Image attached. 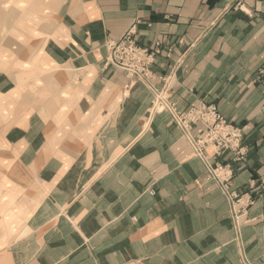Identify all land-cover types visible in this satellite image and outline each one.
Returning <instances> with one entry per match:
<instances>
[{
    "label": "crops",
    "instance_id": "obj_1",
    "mask_svg": "<svg viewBox=\"0 0 264 264\" xmlns=\"http://www.w3.org/2000/svg\"><path fill=\"white\" fill-rule=\"evenodd\" d=\"M27 5L0 7V205L13 208L8 223L0 212V264L260 263L264 0H60L38 37ZM134 22L139 45L159 43L147 82L105 63ZM155 90L241 129L242 160L205 149L235 162L231 185L251 199L238 223L173 114L151 110Z\"/></svg>",
    "mask_w": 264,
    "mask_h": 264
},
{
    "label": "rangeland",
    "instance_id": "obj_2",
    "mask_svg": "<svg viewBox=\"0 0 264 264\" xmlns=\"http://www.w3.org/2000/svg\"><path fill=\"white\" fill-rule=\"evenodd\" d=\"M59 1L60 0H28L27 8L32 10V11H34L33 18L31 17L33 19L32 20L33 28H32V31L29 32L28 34L34 35V37H38V36L41 35V33L39 32L40 26L43 23H49V21H50V20H46V18L43 19V17L41 16V11L43 9L44 10L48 9V10L52 11L57 6V3ZM24 2L25 3L21 4L20 6H16V5H13L11 3V0H0V7H1L2 10H4V9L5 10H9L12 6H16V8L18 10L24 11L25 8H26V0ZM21 21H22V24L25 23V17L24 16H22V18L19 19V24L18 25L21 24ZM52 23L54 24L53 21H50L49 24H52ZM132 25L134 27V30H133V32L131 34V37L135 40V43H136L137 46L142 47L141 45L138 44V41L136 39V34H137V23L136 22L132 23L124 31L123 34H125L127 32V30L130 27H132ZM20 29L21 28L18 29V32L20 31ZM22 30H23L22 33H15V29L14 28H10V29L8 28V29H3L1 34H2V37H7V38L9 36L16 35L17 38L20 39V37L22 35L23 36L25 35V32H24L25 29L22 28ZM118 39H120V38H118ZM110 41H116V40H110ZM18 46H20V45H18ZM104 46H105L106 51H107V55H106V58H105V60H106L108 55H109V50L107 49V42H106V44ZM154 47H156L158 49V52H159V48H158L159 47V43H155ZM147 48H149V47H147ZM153 48H149V49H153ZM158 52H156L155 54H157ZM155 54H154V58H155ZM36 55H37V52L35 51V57H36ZM5 57L7 59H9V60L10 59L14 60V57L13 56L11 57L10 53H7V56H5ZM153 62H154V59L151 62V65H149V73H150V75H148V76L142 75L141 78L135 76V78L139 79V80H141L143 82H147L150 79V76H151ZM169 78L170 77L168 76V77H165L162 80L163 81V86H164L165 89L170 87ZM252 79H253V81L255 83H257L261 87V91H262V94L264 96V60L258 65V67L253 72ZM155 94H157V93H155ZM161 95L162 96L165 95V97H166L167 93L165 92L163 94H160V95L154 97L153 101L151 102V110L152 111L156 112L157 110L163 111L164 109H167L168 111H170L171 114H173V113H179V114L186 113L187 114L190 111H206V112L207 111H211V112L215 113V118H208L207 120H203L202 119L203 116H199V117H196V118H194V117L187 118L188 121H189L188 132H189V135H191L193 137V140L196 141V140H199V139L203 138L204 136L211 135V139L212 140H210V142L206 143L205 146H203V148H204L203 149L204 157L197 156L195 150L193 149L192 145L190 144L191 142L189 144L191 145L195 156L199 157L200 159H202L204 161L205 166H206V171H207L208 178L210 180L214 181L218 185L220 190L226 195L227 200L229 201V204H230V207H231L232 220L234 221V223H238L240 217L242 215L246 214V212L248 210V207H249V205L251 203V199L248 198L246 200H243V196L247 195V193L246 192L241 193L240 191H238L236 189H233V187L231 185L233 177H234V165H233V163H235V162H233V163H229V162L225 163V162L220 161V160L211 161L205 155V149L208 146H214L217 149V154H218L219 158L221 157V151L222 150H228V151L232 152V154H231L232 156H230V158L233 161L242 160L245 157V155H246V149L241 145L242 138H243V134L241 132V129L238 126H236L234 124H231L225 117H223L218 112L217 107L215 105H213V104H203L200 107H188V108H185L183 110H177L174 107V103L168 102V100L164 96L161 97V100H160L159 97ZM165 100H166V103L171 105V109L167 108L165 106ZM155 104H158L157 109L155 107ZM160 111H157V112H160ZM174 121H175V119H174ZM175 123L177 124L176 121H175ZM199 123H201L203 125V127H204L203 131H202V133L194 134L193 133L194 127H195V125H198ZM220 124L222 126H218ZM180 130L186 137V133L184 132V130L183 129H180ZM213 141L220 142V146L217 147L218 143L216 144ZM188 142H189V140H188ZM219 167L221 168L220 170H221V172L223 174V178L227 181L226 182V187L222 186V184L218 180V178L214 177L212 175V173H211L213 170L218 169ZM6 207H7L6 205L1 204L0 205V212H1L2 216H3V218H4V219H2V221L5 222V223H8L9 220L7 218L12 215V211L11 210H13V208H9V207L6 208ZM247 262L249 264H254L251 261H247V260L245 261V264ZM258 264H264V253H263V258H262L261 262L258 263Z\"/></svg>",
    "mask_w": 264,
    "mask_h": 264
},
{
    "label": "built area",
    "instance_id": "obj_3",
    "mask_svg": "<svg viewBox=\"0 0 264 264\" xmlns=\"http://www.w3.org/2000/svg\"><path fill=\"white\" fill-rule=\"evenodd\" d=\"M134 30V27H130L125 34H123L120 39L116 41H108L107 49L109 50V55L106 61L112 63L115 67L126 71L131 76H137L141 78L142 75L148 76L149 73V65L154 59V54L158 52V49L154 47L153 49H149L147 47H139L136 45L135 40L131 37V34ZM157 46V45H156ZM162 93H159V95ZM162 95L159 97L161 100ZM159 100V99H158ZM165 106L171 109V105L166 103ZM157 109L158 104H155ZM155 109V110H156ZM160 111V110H157ZM156 111V112H157ZM174 119L177 122V125L180 129H183L186 133V137L189 140V143L192 145L193 149L196 152V155L199 157H204L203 146L206 143L210 142L211 135L204 136L199 140H193V137L189 135V121L187 118L189 117H199L203 116V120H207L208 118H215V113L211 111H190L189 113L179 114L173 113ZM218 126H222L221 124ZM216 136V135H215ZM215 142L219 147L220 142ZM218 169L213 170L211 173L214 177L218 178L221 182L222 186L226 187V180L223 178V174ZM246 264H249L248 262Z\"/></svg>",
    "mask_w": 264,
    "mask_h": 264
},
{
    "label": "bare ground",
    "instance_id": "obj_4",
    "mask_svg": "<svg viewBox=\"0 0 264 264\" xmlns=\"http://www.w3.org/2000/svg\"><path fill=\"white\" fill-rule=\"evenodd\" d=\"M142 47H145V46H142ZM105 63L108 64V65H111V66L115 67L112 63H110V62H108V61H106V60H105ZM115 68H117V67H115ZM117 69H119V68H117ZM120 70H122V69H120ZM122 71H124V70H122ZM124 72H126V71H124ZM126 74H127L128 76H130V77L135 78V76H131V75H129L127 72H126ZM155 93H157V94H155L154 97L158 96L159 93H161V91H159V92L156 91Z\"/></svg>",
    "mask_w": 264,
    "mask_h": 264
}]
</instances>
